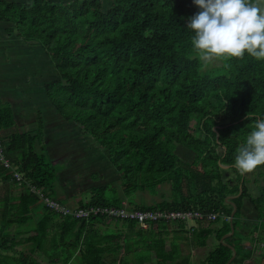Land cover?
<instances>
[{"label": "trees", "instance_id": "obj_1", "mask_svg": "<svg viewBox=\"0 0 264 264\" xmlns=\"http://www.w3.org/2000/svg\"><path fill=\"white\" fill-rule=\"evenodd\" d=\"M197 11L192 0H108L107 4L0 0V23L24 28L25 39L36 42L53 65L55 79L43 90L50 96L54 85L63 99L56 96L57 101L49 103L72 130L95 144H73L74 157L64 159L70 163L61 173L45 148L36 150L37 133L2 135L15 125L10 108H0V139L5 156L24 178L70 212L95 206L219 214L211 222L190 220L197 224L191 233L199 247L213 235L218 241L202 264H226L231 251L219 240L230 231L232 206L225 199L238 194L242 178V194L229 200L237 207L233 236L245 199L264 224V164L251 170L253 183H263L258 196L250 193L246 173L234 166L255 118L264 115V60L247 54L218 58L220 65L204 69L191 45L193 33L186 28L188 17ZM184 151L191 154L190 160L179 156ZM76 155V161L87 160L84 168L73 165ZM108 174H114L119 185ZM57 181L79 196L75 206H66V200L59 198ZM162 183L170 186L169 199L152 205L128 200L133 193ZM40 202L27 192L17 204L9 200L4 204L11 209H5L0 219V264H43L42 256L45 264L177 260V238L169 241L164 236L169 225L184 230L187 220L154 222L144 230L133 221L100 215L62 216L42 203L35 228L17 239L21 232L9 228L27 223L29 206ZM148 233L152 240L145 239ZM19 246L28 251L17 250ZM234 248L237 257L242 249Z\"/></svg>", "mask_w": 264, "mask_h": 264}, {"label": "crops", "instance_id": "obj_2", "mask_svg": "<svg viewBox=\"0 0 264 264\" xmlns=\"http://www.w3.org/2000/svg\"><path fill=\"white\" fill-rule=\"evenodd\" d=\"M8 1L24 2L21 0H8ZM29 2H31V0L25 1V3H29ZM40 52H41V48L39 47V45L36 44L34 41H29L25 39V37L20 33L19 29H17V27L13 23H4V22L0 23V77L3 76L4 80L8 84L7 92H2L1 90V95L2 97H5L7 101L11 102L14 108L20 109L19 110L20 116L17 117V122L20 126H24L27 123L33 124L37 120L36 116L33 115V110L31 113L30 108L33 109L32 103L35 102V97H34L35 93L40 94L39 93L40 86L42 85L43 87V85L45 84L43 80L44 78L40 80V68H41ZM42 82L44 84H42ZM42 110H43L42 116H44V109ZM48 112H50V110L46 111V113ZM35 148L37 151H42V148L44 147L43 146L41 147V144H35ZM49 151L51 152V149H49ZM7 159L9 160V158ZM3 173H1V175ZM1 175H0V197H1L0 218L2 214L3 215L5 214V209H7L8 207L9 209H11V205H9L8 207L7 205L4 206V204L7 203V200H9L10 202H15L17 204L19 199L22 198V196L26 195L27 192L30 193L25 185L18 184L15 182L14 184L12 183L13 181H11L10 179L6 180ZM68 180H70V178ZM248 181L249 182L247 186L250 189V193L253 194V196L256 195L258 196L259 189L263 186V183L259 182L257 184H254L252 181L250 180ZM78 197L79 196H76L74 194V191L70 187L67 192L63 193V195L59 193V198H64L66 200L64 202L66 206H71V207L75 206L76 201L79 199ZM40 205H42L41 202L38 204L34 203L29 206L30 212L28 215H26L29 216L27 223L21 226L13 225L16 226V228H12L13 226L9 228V231H11V229H14L12 231L18 230L21 232L17 236V239H21L24 232L33 230L35 228L37 217L41 211ZM222 218H223L222 220H224V217ZM239 220L240 223L243 225V233H242L243 246L241 247V244L239 243L240 248L243 250V252L238 253L239 255L235 257L236 259L234 258V260L238 261L239 264H264V224L263 225L260 224V222L257 219L256 212L252 209L251 205L246 199L243 201V208ZM228 222H229V218H228ZM165 224H169V223H165ZM174 225H178V224H174ZM178 226L176 227L173 225H169L167 232L168 234L169 233L170 234L169 236H164V238H167L169 240L170 235H172L171 237L172 239L169 241H173V238L174 240L177 238L176 243L179 246L180 240L182 241L184 238L189 239L191 230L188 231V229L185 227L184 230L180 231V228ZM100 227L102 230L106 229V227L104 226H100ZM220 227H221V222L219 224V228ZM145 239H147V241L152 240L153 236L148 233L145 236ZM226 243H228L232 247H235L230 241ZM190 255L191 257L195 255V257H193V259H195L193 260V262L190 259V256H187V254H185V256H182L180 254V255H176L177 260H175L174 264L183 263V261L186 259L188 260V262H190L189 264L191 263L202 264L203 259L198 257V254L195 253L194 250Z\"/></svg>", "mask_w": 264, "mask_h": 264}, {"label": "clouds", "instance_id": "obj_3", "mask_svg": "<svg viewBox=\"0 0 264 264\" xmlns=\"http://www.w3.org/2000/svg\"><path fill=\"white\" fill-rule=\"evenodd\" d=\"M198 11L188 17L191 45L205 63L247 54L264 60V0H192ZM249 119V117L247 116ZM264 164V115L238 148L234 166L241 173Z\"/></svg>", "mask_w": 264, "mask_h": 264}, {"label": "rangeland", "instance_id": "obj_4", "mask_svg": "<svg viewBox=\"0 0 264 264\" xmlns=\"http://www.w3.org/2000/svg\"><path fill=\"white\" fill-rule=\"evenodd\" d=\"M21 1L25 2L27 0H21ZM49 1L60 4V3H65V2L73 1V0H49ZM102 1L106 4L108 3V0H102ZM22 26L24 27V25ZM22 30L24 31V28L20 27V30H19L20 33L23 36H25ZM40 57H41L40 80L44 78L43 79L44 82L49 83L53 79H55L53 65L52 63H50L47 55L42 50L40 52ZM218 65H220V61L219 59H216L215 61L211 63H208V64L204 63V69L208 70ZM42 84L44 83L42 82ZM7 87H8V84L4 80V77L3 76L0 77V108H10L13 112V118L15 121V125L9 128L8 130L4 131L2 135H8V133H22V132L37 133L39 137V141L37 142V144H41V147L43 146L45 148V151L50 153V158H54L56 160L54 162L57 165V167H59V169L61 170V173H64V169L67 168L70 163L69 161H66L64 159L68 158V160H71L74 157V155H71L73 154V150H74L73 144H95L94 142L92 143L90 138L84 137L80 135L79 132L72 130L69 124L64 123V120L56 113V111H54V108L52 107L53 105L51 106V103H49V99L54 98L53 103L57 101L56 96H58L60 99H63L59 91L57 90L56 86L53 85L49 89L50 96H46L44 94L45 91L43 90L42 85L40 86V89H39L40 94L35 93V96H34L35 102L32 103L33 109L30 108L31 113L33 110V115L36 116L37 120L33 124L27 123L24 126H20L17 122V117L20 116V112H19L20 109L14 108L13 104L7 101V99L5 97H2L1 95V90L2 92H7ZM42 109H44V116H42V113H43ZM47 110H50V112L46 113ZM90 147L91 146H88V148ZM49 149H51V152L49 151ZM84 149L86 150L87 153H90L87 151L86 148ZM181 155L179 156L182 159H185V160L191 159V154L188 153L187 151H184L183 154L181 153ZM75 159H79V156L78 155L75 156L73 160V162L75 163L73 165L80 164L81 165L80 168L85 167L84 165H86L87 163L86 159H80L77 161ZM98 169L103 172H107V169H105V167L98 166ZM249 172H246V177L249 178L248 180L253 182L255 175H251V171ZM78 177L80 178V176ZM106 177H108L111 180V182H114L115 185H119V182L116 180V176L114 174H108L106 175ZM54 186H55V190L57 191V193H62V192L65 193L69 190V186L60 183V181H57L54 184ZM170 196H171L170 186L167 183H162L157 186H154L153 188H147L145 191H142V192L137 191L133 193L128 198V200L132 201L136 205H140V204L152 205L161 200L169 199ZM124 205L126 207L127 204H124ZM235 223H236L235 235L229 241L238 249L240 248V244H241V247L243 246V234H242L243 225L240 223V220L238 218L235 219ZM185 224H186V228L188 229V231L192 230L191 228H194L197 226L195 221H190V220H188ZM12 228H16V226H13ZM12 230L14 229H11V231ZM169 234L167 236H169ZM171 237L172 235H170L169 240L172 239ZM193 239H194L193 233H191L190 240H187V238H185L184 241L187 240L188 242H184L180 240L179 247L177 249L178 255L181 254L182 256H185V254H187V256H190V259L192 260V262L193 260H195L193 259L195 255L193 257H191L190 255L192 254L193 250L195 251V253L198 254V257L204 260L207 253L210 250H212V248L216 246L218 243L215 236H211L206 241V244L204 247H199V246H196V242H198V239L197 238L195 240ZM16 249L19 251L20 250L28 251V249L24 246H19ZM239 252H243V250H240ZM40 260L43 264H45L46 262L45 256H42ZM231 264H238V261L235 260Z\"/></svg>", "mask_w": 264, "mask_h": 264}, {"label": "built area", "instance_id": "obj_5", "mask_svg": "<svg viewBox=\"0 0 264 264\" xmlns=\"http://www.w3.org/2000/svg\"><path fill=\"white\" fill-rule=\"evenodd\" d=\"M0 167L2 168L4 175L10 176V180L23 184L27 187L28 191L40 199L45 207L64 215H72L76 217H89V216H102L110 220L119 219L124 221H133L138 228L147 230L150 228L154 222L163 223H181L186 222V220H200L211 222L218 217V214L206 215L198 212H161V211H133L125 210L122 208H100L91 206L85 209H78L74 211H69L61 207L57 202L49 200L44 197L40 190H38L31 182L27 181L23 174L15 168L11 162L6 158L4 154V149L1 144L0 139Z\"/></svg>", "mask_w": 264, "mask_h": 264}, {"label": "water", "instance_id": "obj_6", "mask_svg": "<svg viewBox=\"0 0 264 264\" xmlns=\"http://www.w3.org/2000/svg\"><path fill=\"white\" fill-rule=\"evenodd\" d=\"M242 183H243V178L241 179V182L239 185L238 194L235 196H232V197H227L225 200L226 202H229L232 206V212L230 213V216H229L230 231L227 234L223 235L219 241L220 244H222L224 247H227L231 251V257L226 264H230L234 260V258L236 257L235 248L225 242V239H227L228 237H231L234 233L233 218H234V214L236 212V205L234 203L230 202L229 200L235 199L242 194Z\"/></svg>", "mask_w": 264, "mask_h": 264}]
</instances>
